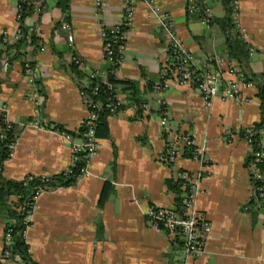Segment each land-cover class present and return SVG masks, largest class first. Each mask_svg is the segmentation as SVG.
I'll return each instance as SVG.
<instances>
[{
    "label": "crops",
    "instance_id": "0c3cea01",
    "mask_svg": "<svg viewBox=\"0 0 264 264\" xmlns=\"http://www.w3.org/2000/svg\"><path fill=\"white\" fill-rule=\"evenodd\" d=\"M209 9L207 24L188 12L186 0H154L161 13L176 23L177 33L196 65L214 68V60L230 57L228 39L244 44L246 75L264 74V0H239L238 27L228 30L218 22L228 18V0H194ZM24 20L35 46L9 49L0 58V121L2 115L16 132L14 155L0 160L4 179L53 177L70 164V143L51 126L70 133L87 115L80 91L91 84L89 74L103 84L108 77L122 103L117 115L107 118L108 138H98V151L87 161L89 176L74 186L44 191L38 197L26 229L25 240L33 264H175L182 242L151 228L145 219L151 207L172 208L174 194L168 180L194 174L198 165L185 155L173 165L165 161V135L157 116L163 100L171 130L189 133L205 145L209 174L199 183L197 210L211 227L205 254L188 264H264V196L253 201L249 174L250 150L241 133L264 117L257 88L244 90L248 102L214 99L205 107L194 86H171L157 94L152 86L167 65V41L150 7L136 2L126 51L117 67L105 58L102 27H112L122 17V0H44ZM18 0H0V41L19 30ZM64 24L69 29H63ZM75 57L79 64L71 59ZM30 60L32 75L23 65ZM213 60V61H212ZM6 61V71L1 62ZM114 70L115 74L109 72ZM148 105L137 113L131 92ZM41 127L35 126L33 120ZM259 143L264 152V134ZM1 158V153H0ZM103 197V198H102ZM16 199L10 197L8 207ZM7 209L0 207V255ZM0 264H23L18 258Z\"/></svg>",
    "mask_w": 264,
    "mask_h": 264
},
{
    "label": "built area",
    "instance_id": "2783aa9c",
    "mask_svg": "<svg viewBox=\"0 0 264 264\" xmlns=\"http://www.w3.org/2000/svg\"><path fill=\"white\" fill-rule=\"evenodd\" d=\"M18 0L16 6V20L20 22L22 9ZM140 1L147 4L151 9V14L158 20L159 27L167 41V65L159 73L158 81L152 86V91L157 94L165 93L171 86L186 87L194 86L201 94L205 107L210 106L214 99L221 102L237 101L248 102V97L244 96L243 91L255 88V85L247 81L238 66L237 62L228 57H219L214 60V68L210 70L207 64H203V68H199L191 51L186 48L182 39L177 33L175 20L168 13H161L154 4V0H122L123 13L122 17L112 27H102L100 29V39L102 50L105 58L112 65L117 67L120 64L121 57L126 51L127 37L132 26L136 2ZM96 6L101 5L100 0H96ZM186 8L188 12L197 14L202 23L207 24V15L209 9L205 5H199L194 0H186ZM228 8L233 23L238 27L239 0H229ZM63 29L68 30L69 25L64 24ZM21 33L18 30L12 37L3 34L0 41V50L11 42L18 40ZM71 62L79 64V61L73 57ZM8 63L1 62V68L6 71ZM25 76L32 75L30 60H26L23 65ZM114 75V70L109 72ZM90 80H95L94 73L89 74ZM106 86L108 95L105 100L93 101L90 96L83 90L80 91L82 102L87 109V115L84 124L87 129L79 134V142H74V138L70 133L60 129H55L70 143V164L62 174L68 178H74L75 184L84 177H88L87 161L98 151V138L95 134V122L97 120V112L105 110L109 116L117 115L122 103L114 93L113 85L109 82L103 83ZM99 92V82L91 89V96H96ZM157 116L161 125V129L165 135V161L173 165L178 157L184 155L185 150H189V160L198 165V170L194 174L182 172L177 178L183 181L182 202L180 208H160L151 207L145 214L147 224L156 231L167 233L177 237L182 242L181 256L178 257L175 264H188L191 259L200 258L205 254L206 242L211 233V227L207 219L196 208V197L200 193L199 183L203 176L209 174L208 162L206 160L205 145H198L189 133L171 130L168 126V111L163 100L157 101ZM142 112L148 111V105H140ZM35 126L41 127L37 118L33 120ZM12 129V124L7 120L6 115H2L0 121V140L6 138L7 132ZM242 138L245 140L251 156L254 161L249 166V174L252 182L254 198H262L264 196L263 189L255 186V183L264 181V175L256 168L255 164L264 162V152L260 147V143L254 140L255 136L264 134V119L260 122L258 128H246L242 131ZM16 138L13 139L8 146L6 159L14 155ZM80 163H83L80 166ZM76 170V172H75ZM43 180H50L51 177H41ZM42 194L37 191L31 197L30 202L25 206L27 209L26 220L31 222V218L35 209L36 200ZM26 230L24 231L25 237ZM12 238L9 230L3 232L2 250L0 255L1 261H9L15 258L11 251Z\"/></svg>",
    "mask_w": 264,
    "mask_h": 264
},
{
    "label": "trees",
    "instance_id": "16d2710c",
    "mask_svg": "<svg viewBox=\"0 0 264 264\" xmlns=\"http://www.w3.org/2000/svg\"><path fill=\"white\" fill-rule=\"evenodd\" d=\"M68 3V0H57L56 5L58 7H61L62 9H66V5ZM45 4L44 0H23L20 2L21 9H22V16L20 20V26L19 31L21 33V37L5 46L3 50H0V58L3 52L9 50V49H15L16 51H19L20 49L27 46V42L31 46H35L38 42V39L35 37L34 34H29L27 28L24 26V20L34 11L36 8H42ZM229 4V0H228ZM221 26H225V28H228V30L235 29V24L233 23V20L230 16V10L228 8V18L224 20H220L218 22ZM227 46L229 49V58L237 60L240 67H243L247 60V54L244 49V44L242 41L238 40L236 36H230L227 42ZM213 61V60H212ZM244 78L246 75L244 74L243 70L241 69ZM108 82L111 84H114V81L111 77H108ZM247 81L252 82L255 87L258 90V98L261 102V109L264 114V74H261L260 76H250L248 78H245ZM97 84L96 79L91 81V84L86 87L82 88L81 90L85 91L90 98L93 101H104L105 97L109 94L106 90V86L104 84L99 83V92L96 96H91V89L92 87ZM131 101L134 102V104L137 107V113H141L140 105L145 104V101H141L137 93L132 91L131 92ZM122 109V108H121ZM109 115L105 110H100L97 112V120L95 122V134L97 138H108V124H107V118ZM264 119V117L262 118ZM260 126L259 124H256L253 126V128H258ZM53 129H60L56 125L51 126ZM87 129L86 125L82 123L80 129L78 130V136L80 133H83ZM61 130V129H60ZM242 136V134H241ZM260 136H255L254 140L259 141ZM16 138V132L12 129L7 132L6 138L3 140H0V153H1V162L6 159L7 153H8V146L9 143ZM184 155L186 157L190 156L189 150H185ZM254 161L253 157H250L249 160V166ZM83 163H80V166H82ZM258 171L264 175V162L255 164ZM76 172V170H75ZM183 181L178 180H168L166 182V185L168 189L174 194L175 199V207L178 209L180 208L181 202H182V186ZM252 183V182H251ZM74 178H68L67 176H64L63 174H59L56 176L51 177L50 180H43L41 177H33L29 176L19 181H12V180H6L2 177L0 172V207H5L7 209V218L8 222L5 226V230H9L12 238V245H11V251L13 255L18 258L19 261H21L23 264H33L31 261L30 255H29V247L26 243L25 237H24V231L30 226L31 222L26 220L27 215V209L25 208L26 204L30 202L31 197L34 195L37 191H50V190H56L61 188H67L74 186ZM255 186L261 187L264 193V181L255 183ZM10 197H14L16 199L15 203L13 204V207L10 208L7 205V201ZM103 198V197H102ZM262 198H253V201L256 200L259 201Z\"/></svg>",
    "mask_w": 264,
    "mask_h": 264
}]
</instances>
